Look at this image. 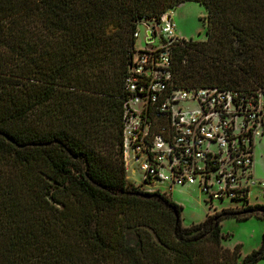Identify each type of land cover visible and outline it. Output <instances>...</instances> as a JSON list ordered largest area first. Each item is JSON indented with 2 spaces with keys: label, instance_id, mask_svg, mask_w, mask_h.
<instances>
[{
  "label": "trees",
  "instance_id": "16d2710c",
  "mask_svg": "<svg viewBox=\"0 0 264 264\" xmlns=\"http://www.w3.org/2000/svg\"><path fill=\"white\" fill-rule=\"evenodd\" d=\"M195 1L204 40L172 46L178 87L264 91V0H0V264H255L225 217L184 226L170 195L130 182L123 77L141 19ZM9 137L11 140H9ZM241 258V259H240Z\"/></svg>",
  "mask_w": 264,
  "mask_h": 264
},
{
  "label": "built area",
  "instance_id": "2783aa9c",
  "mask_svg": "<svg viewBox=\"0 0 264 264\" xmlns=\"http://www.w3.org/2000/svg\"><path fill=\"white\" fill-rule=\"evenodd\" d=\"M142 23L145 44L135 43L122 82L127 179L144 192L168 195L197 183L211 213L214 200L245 208L253 187L264 192V178L253 175L254 145L264 136V91L176 86L171 49L182 38L171 13L139 20L136 40ZM139 173L138 182L130 179Z\"/></svg>",
  "mask_w": 264,
  "mask_h": 264
},
{
  "label": "rangeland",
  "instance_id": "374dc122",
  "mask_svg": "<svg viewBox=\"0 0 264 264\" xmlns=\"http://www.w3.org/2000/svg\"><path fill=\"white\" fill-rule=\"evenodd\" d=\"M169 12L175 22V33L179 38L186 40H204L206 38L207 10L204 5L195 1H187L176 6L173 10H169ZM139 30L140 36L136 40V47L144 46L145 44L147 28L144 23L139 25ZM262 142H264V139ZM258 157L264 164V153H259ZM128 173L131 174V171ZM140 176L139 173L138 175L132 174L129 177L138 182ZM170 197L182 206L180 217L184 226L199 222L207 212L211 213L206 202L208 195L201 191L197 183L184 189H175ZM251 200H254V198H251ZM259 201L264 202L263 195L260 196ZM213 206L218 211L224 208L229 209L230 206L233 207L234 205L229 200H214ZM221 231L224 235H228L222 241L223 245L228 248H233L239 244L241 246L242 258L261 245L264 233V220L255 216L247 219L225 217L221 220ZM255 264H264V257L258 259Z\"/></svg>",
  "mask_w": 264,
  "mask_h": 264
},
{
  "label": "crops",
  "instance_id": "0c3cea01",
  "mask_svg": "<svg viewBox=\"0 0 264 264\" xmlns=\"http://www.w3.org/2000/svg\"><path fill=\"white\" fill-rule=\"evenodd\" d=\"M264 139V136L260 139H258L254 145V157H253V175L256 178H264V164L262 162V160L258 157L259 153H264V142H262ZM263 144H262V143ZM181 188H187V187H174L173 190L171 191V193L175 190V189H181ZM171 193L169 195H171ZM264 197V192L262 191V189L260 187H253L251 190V194L249 196V199L251 201V204H264V202L259 201L260 196ZM251 198H254V200H251ZM172 199V198H171ZM174 201V200H173ZM176 202V201H175ZM177 203V202H176ZM179 204V203H178ZM220 211V210H218ZM208 213V212H207ZM206 213V214H207ZM206 214L204 215V217L206 216ZM203 217V219H204ZM251 218V217H250ZM202 219V220H203ZM257 249V248H256Z\"/></svg>",
  "mask_w": 264,
  "mask_h": 264
},
{
  "label": "water",
  "instance_id": "95a60500",
  "mask_svg": "<svg viewBox=\"0 0 264 264\" xmlns=\"http://www.w3.org/2000/svg\"><path fill=\"white\" fill-rule=\"evenodd\" d=\"M7 138H8L9 140H11L9 137H7ZM141 195L144 196V197H149V194L146 193V192H142Z\"/></svg>",
  "mask_w": 264,
  "mask_h": 264
}]
</instances>
